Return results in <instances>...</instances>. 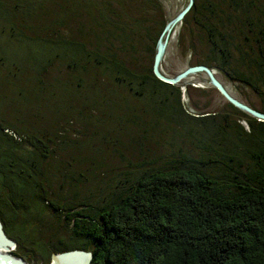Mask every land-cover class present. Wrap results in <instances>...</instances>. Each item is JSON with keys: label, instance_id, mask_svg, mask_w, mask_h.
<instances>
[{"label": "trees", "instance_id": "1", "mask_svg": "<svg viewBox=\"0 0 264 264\" xmlns=\"http://www.w3.org/2000/svg\"><path fill=\"white\" fill-rule=\"evenodd\" d=\"M186 4L170 15L163 0H0V226L13 256L264 264V121L209 83L152 71L160 34ZM177 27L188 66L214 70L264 113V0H194ZM192 92L224 105L204 112ZM77 118L114 124L141 161L116 139L126 170L99 187L104 174L88 178L56 153L78 142L65 138Z\"/></svg>", "mask_w": 264, "mask_h": 264}, {"label": "rangeland", "instance_id": "2", "mask_svg": "<svg viewBox=\"0 0 264 264\" xmlns=\"http://www.w3.org/2000/svg\"><path fill=\"white\" fill-rule=\"evenodd\" d=\"M163 1L170 15L174 14L178 8H181L184 2V0H163ZM177 34H178V27L174 28V30L171 32L169 36L166 54L161 64L162 72L167 76L175 75L177 72L187 67L189 63L188 57L184 56L177 49V45H176ZM217 76L219 75L217 74ZM184 83L199 88H204L208 86L207 79L202 74H196L190 76L184 80ZM226 86H227V90L230 91L231 95H234L237 98H241L238 90L234 86H231L228 83H226ZM208 94H207L208 96L206 95L203 97L202 96L199 97L196 92H192L191 96L194 99H198L200 104H203L202 102L206 101V105L202 106V110H204V112L219 109L224 105V100L216 93L209 92ZM186 102H187V96L185 95L184 103ZM132 104L140 105V103L136 100H132ZM79 119L80 118H77V120ZM79 121L80 122H76L77 123L76 125L73 124L72 127L68 128L67 134H65V138H70L71 140L76 139L78 142L70 143L67 148H65L66 147L65 146L60 151H59V146H57L56 147L57 155L64 161L73 164L76 170L84 171L86 169L87 175L91 170H93V172L96 173L100 172V175L104 174V176H102L103 177L102 180L97 181V185H99V187H103L104 185L103 183H105L109 179H112L113 181H117V178H119V176H117V172L126 170L125 166L127 161L119 158L117 154L113 151V149L114 147H116V143H115L116 139L122 140L124 143L128 144L127 138L125 137L124 133L113 130L114 124L112 123L111 124L105 123L100 126L97 123H94L90 126L89 125L86 126L84 125L85 121L82 120ZM242 124H244V122H242ZM84 145L90 147L92 149L91 152L90 151L86 152ZM130 145H132L131 142H129L128 144V153H125V156L129 159V162L131 164H136L141 161L142 157H139L138 153L135 150L130 149ZM148 146L153 148L154 151L153 153L155 154H158V151L159 152L161 151L160 147H163L161 143L155 146L150 142ZM70 148H72V151L70 150ZM78 153H80V155L83 154L89 158H92L91 159L92 162L86 160L83 162L74 163L71 160L70 155H77ZM145 159H147V157ZM96 164L99 165L98 169H96ZM87 177L89 178V175ZM86 186H90L91 189H94L96 183H94L90 179V182L88 181ZM0 230L2 232L1 226H0ZM3 236L5 237L4 234ZM7 241L10 242L6 245L7 246L6 256L9 259L15 260V262H19L20 264H43L41 260L29 259V261L25 262L13 256L11 252H13L14 250V245L8 239ZM49 262H50L49 264L53 263L52 260H50Z\"/></svg>", "mask_w": 264, "mask_h": 264}, {"label": "water", "instance_id": "3", "mask_svg": "<svg viewBox=\"0 0 264 264\" xmlns=\"http://www.w3.org/2000/svg\"><path fill=\"white\" fill-rule=\"evenodd\" d=\"M193 2L194 0H187L186 6L178 14H176L175 17H173L170 21L166 23L156 44V52L152 64L153 74L160 81L174 85L178 84L179 82L185 80L190 76L203 73L206 76L209 85L214 87L227 102H229L234 107L240 109L241 111L249 114L250 116L257 118L258 120L264 121V113L254 108H251L246 103L240 101L239 99L231 95V93L226 89L222 82L216 77L215 71L205 65L188 66L175 76H167L162 72L161 64L166 54L169 36L174 30V28H176L181 23L183 17L193 5ZM2 243L4 244L5 241H2ZM75 257H80L82 259L81 264H88L90 260L89 253L83 251H71L54 255L52 257V261L54 264H60V262L63 263L64 261H69L70 259Z\"/></svg>", "mask_w": 264, "mask_h": 264}, {"label": "bare ground", "instance_id": "4", "mask_svg": "<svg viewBox=\"0 0 264 264\" xmlns=\"http://www.w3.org/2000/svg\"><path fill=\"white\" fill-rule=\"evenodd\" d=\"M2 241H5V243L3 244ZM8 243L9 242L6 239H3L1 234H0V264H17L15 262V260H11L6 256V254H7V246L6 245ZM81 260L82 259L80 257H75V258L70 259L69 261H64L63 263L60 262V264H81ZM52 264H54V263H52Z\"/></svg>", "mask_w": 264, "mask_h": 264}]
</instances>
